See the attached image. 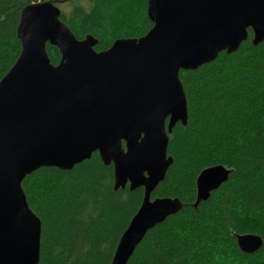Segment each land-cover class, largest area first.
<instances>
[{"label":"water","instance_id":"1","mask_svg":"<svg viewBox=\"0 0 264 264\" xmlns=\"http://www.w3.org/2000/svg\"><path fill=\"white\" fill-rule=\"evenodd\" d=\"M152 27L96 51L91 34L77 39L49 1L25 5L16 26L20 51L0 78V264H37L41 221L22 179L39 167L71 169L97 152L112 164L114 189L142 187L139 208L109 264H126L148 230L181 208L178 197L151 198L172 157L168 134L187 123L180 70H193L243 41L264 39V0H146ZM46 44L59 52L50 61ZM223 165L196 177L194 208L228 179ZM256 251L262 238L235 235Z\"/></svg>","mask_w":264,"mask_h":264},{"label":"trees","instance_id":"2","mask_svg":"<svg viewBox=\"0 0 264 264\" xmlns=\"http://www.w3.org/2000/svg\"><path fill=\"white\" fill-rule=\"evenodd\" d=\"M38 1L68 5L61 21L77 39L93 35L96 51L152 27L146 0H0V78L20 51L21 9ZM250 39L249 30L236 51L179 71L187 123L168 134L172 164L151 198L178 197L181 208L146 232L126 264H264V39ZM46 50L57 64V48ZM218 164L228 179L194 208L196 177ZM21 187L41 221L37 264H109L143 196L142 187L114 189L113 166L97 152L69 170L39 167ZM238 233L260 235L262 245L243 252Z\"/></svg>","mask_w":264,"mask_h":264},{"label":"rangeland","instance_id":"3","mask_svg":"<svg viewBox=\"0 0 264 264\" xmlns=\"http://www.w3.org/2000/svg\"><path fill=\"white\" fill-rule=\"evenodd\" d=\"M58 7H59V9H63V10H67L68 9V5H66V4H62V3H60V4H58L57 5Z\"/></svg>","mask_w":264,"mask_h":264},{"label":"bare ground","instance_id":"4","mask_svg":"<svg viewBox=\"0 0 264 264\" xmlns=\"http://www.w3.org/2000/svg\"><path fill=\"white\" fill-rule=\"evenodd\" d=\"M239 234V233H238Z\"/></svg>","mask_w":264,"mask_h":264}]
</instances>
